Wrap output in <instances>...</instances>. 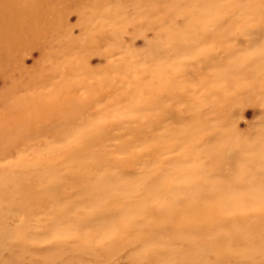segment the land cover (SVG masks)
<instances>
[{
  "label": "rangeland",
  "instance_id": "obj_1",
  "mask_svg": "<svg viewBox=\"0 0 264 264\" xmlns=\"http://www.w3.org/2000/svg\"><path fill=\"white\" fill-rule=\"evenodd\" d=\"M48 15L0 54V264H264V0Z\"/></svg>",
  "mask_w": 264,
  "mask_h": 264
},
{
  "label": "bare ground",
  "instance_id": "obj_2",
  "mask_svg": "<svg viewBox=\"0 0 264 264\" xmlns=\"http://www.w3.org/2000/svg\"><path fill=\"white\" fill-rule=\"evenodd\" d=\"M60 0H0V49L3 53L26 41L27 33L48 15L51 4ZM42 5V6H40ZM63 14V10H62Z\"/></svg>",
  "mask_w": 264,
  "mask_h": 264
}]
</instances>
